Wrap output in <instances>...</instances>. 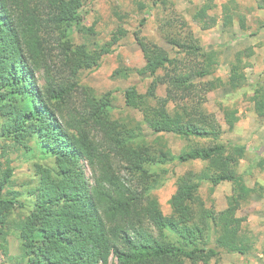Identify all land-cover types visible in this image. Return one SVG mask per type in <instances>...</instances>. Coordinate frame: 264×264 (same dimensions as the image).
<instances>
[{
    "label": "trees",
    "instance_id": "trees-1",
    "mask_svg": "<svg viewBox=\"0 0 264 264\" xmlns=\"http://www.w3.org/2000/svg\"><path fill=\"white\" fill-rule=\"evenodd\" d=\"M159 2L167 9L173 4V18L161 31L177 54L134 33L145 66L121 65L112 77L137 74L151 82L144 94L136 86L124 91L127 108L142 119L122 120L113 114V92L99 95L81 77L102 66L126 31L94 44L84 0H0V254L12 264H210L224 254L253 251L238 212L253 195L264 196V187L247 185L239 172L240 148L222 141V123L232 131L239 110L220 104L221 122L204 104L210 92L249 86L254 51L237 52L227 79L217 77L219 51L203 47L173 1ZM213 2L197 11L202 31L217 25L209 15ZM223 13V26L232 27L230 8ZM252 90L248 101L264 119V81ZM144 127L174 135L187 148L174 154L162 137L148 141ZM17 159L31 165L19 186ZM194 161L204 168L177 178L172 212L165 215L154 192L165 184L169 165ZM257 166L264 168L263 158ZM227 182L233 184L227 208L207 207L200 187ZM13 232L16 256L10 255Z\"/></svg>",
    "mask_w": 264,
    "mask_h": 264
},
{
    "label": "rangeland",
    "instance_id": "rangeland-1",
    "mask_svg": "<svg viewBox=\"0 0 264 264\" xmlns=\"http://www.w3.org/2000/svg\"><path fill=\"white\" fill-rule=\"evenodd\" d=\"M172 1L175 3V13L187 22L203 47L206 50L219 51L220 65L217 69V77L227 79L230 61L234 59L237 52L249 48L254 51L250 60L251 67L246 70L249 86L238 92L224 89L210 92L204 108L223 122L224 116L220 104L237 106L240 121L232 131H229L228 126L222 123L224 131L222 141L227 145L240 148L239 172L245 175L247 185L250 188L258 184L264 187V168L257 166V161L264 159V119L255 113L253 105L248 101V97L253 93L252 86L259 81H264V27H262L264 0H214V8L209 11V15L217 19V25L207 31L201 30L196 15L209 0ZM161 5L159 0H84L85 24L93 27L97 33L91 43L102 45L108 42L119 28L126 31V34L114 46V53L103 59L102 66L96 71L84 72L81 77V83L93 88L99 95L113 92L115 97L113 114L116 119H142L138 111L127 108L124 91L131 86H136L138 91L144 94L151 82L150 78H143L137 74L126 80L112 77L121 65L134 69L145 66L144 54L137 44L134 33L140 31L142 36L157 43L172 55L177 54L163 38L161 31L164 20L173 18L170 10L173 4L169 2L168 9ZM225 6L230 8L234 17L233 26L230 28L223 26ZM241 17L245 20V29L241 26ZM143 21L145 24L141 25ZM76 41L80 43L82 38L77 36ZM209 79L213 77H208L207 80ZM158 93L164 96L166 86H161ZM144 133L147 140L152 142L162 137L174 154H179L187 148V143L174 135L154 134L147 127H144ZM204 166L205 164L201 161L168 166L170 173L166 176L165 184L154 192L165 215H170L172 212L170 200L177 191V178L187 172L198 173ZM15 167V178L19 186L31 174V165L17 159ZM87 174L89 175L88 169ZM232 193L233 184L229 182L217 187L204 183L199 189V194L206 206L215 207L218 211L227 208V201ZM19 213L22 212H17L11 219L13 226L16 225ZM238 217L242 222V233L254 242L253 251L246 256L224 254L210 264H264V196L253 195L250 202L240 209ZM9 239L10 255L16 256L19 253V241L14 232ZM112 263L115 261L112 260ZM0 264L12 263L0 254Z\"/></svg>",
    "mask_w": 264,
    "mask_h": 264
}]
</instances>
